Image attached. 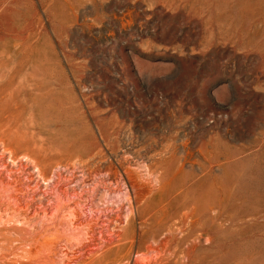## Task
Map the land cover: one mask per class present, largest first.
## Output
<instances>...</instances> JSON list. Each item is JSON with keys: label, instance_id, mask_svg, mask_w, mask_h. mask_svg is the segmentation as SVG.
<instances>
[{"label": "rangeland", "instance_id": "obj_1", "mask_svg": "<svg viewBox=\"0 0 264 264\" xmlns=\"http://www.w3.org/2000/svg\"><path fill=\"white\" fill-rule=\"evenodd\" d=\"M132 206L186 239L105 264H264V0H0V233L61 264L78 232L36 212Z\"/></svg>", "mask_w": 264, "mask_h": 264}, {"label": "bare ground", "instance_id": "obj_2", "mask_svg": "<svg viewBox=\"0 0 264 264\" xmlns=\"http://www.w3.org/2000/svg\"><path fill=\"white\" fill-rule=\"evenodd\" d=\"M252 3V1H251ZM255 4V3H254ZM259 9V8H258ZM261 10V9H259ZM262 14V13H261ZM263 15V14H262ZM41 95V94H40ZM4 143V142H3ZM166 165V164H165ZM168 166V165H167ZM161 167V166H160ZM160 169V168H159ZM163 169V168H162ZM19 170V169H18ZM22 170V169H21ZM163 173V171H162ZM167 173V172H166ZM160 174V173H159ZM168 174V173H167ZM10 178V177H9ZM18 190V189H17ZM32 190V189H31ZM14 193V192H13ZM30 193V192H29ZM165 194V193H164ZM77 196V195H76ZM30 198V197H29ZM69 199V198H68ZM81 199V198H80ZM161 201V200H159ZM166 201V200H165ZM132 201H130L131 203ZM185 202V201H184ZM187 202V201H186ZM30 203V202H29ZM130 203L128 205H130ZM32 204V203H31ZM173 204V203H171ZM186 205V204H185ZM156 206V205H155ZM164 206V205H163ZM167 206V205H166ZM187 206V205H186ZM67 206L65 205V208ZM149 207V206H147ZM169 208V207H168ZM68 209V207H67ZM63 210V209H62ZM131 214L130 216L127 218L126 222H125V227H118L116 224L120 221L121 216L117 215V216H111L110 218L108 217V220L106 221V223L108 224L107 226H99V221L101 220V218H97V216H92L91 219L89 221H83L82 218H80L78 215H76L73 211H68V213H66L65 215H60L58 216L57 213L55 212V214L57 215H51L48 216L46 214V212L43 211L42 216L39 215V213L36 212V214L34 216H37L39 219V221H41L43 224H46V226H52V224L55 225L60 223L61 225H63L66 228H70L75 230L76 232H78V236L76 234H73L75 236H77V241H78V245L79 248L77 249V251H72L71 249L68 248H62L61 247V264H76L77 262H79L82 257H83V252H85L86 254L89 253V259L92 261L93 264H105V260L109 257L111 251L113 249L116 250H121L123 248L128 247L129 250H134L135 248V243H137V249L139 250L140 248H144L146 251V256H150V255H154L156 258L158 257H162V255L165 253H171V248L168 247V249L164 250V248L167 247V245L169 246V242H171L172 240H174L175 238V232L176 231H180V233L182 234V239L180 241H183L186 239V235L187 232L189 230H187V226L185 227L184 221H173V219L170 218V216H166L163 217L162 220L160 221V223H157L158 217L160 215V210H154V212L150 213L149 215H146L144 213L141 214V210L136 211L134 210V207H131ZM65 211V210H64ZM129 211V210H128ZM134 211H136V214L134 213ZM152 211V210H151ZM189 211V210H188ZM66 212V211H65ZM146 212V211H145ZM52 213V212H51ZM148 213V211H147ZM163 213V212H162ZM188 213V212H187ZM60 214V213H59ZM64 214V213H63ZM2 216V215H1ZM36 217V218H37ZM190 217V216H189ZM188 217V218H189ZM15 218V217H12ZM35 218V217H34ZM4 219V218H3ZM176 219V218H174ZM85 220V219H84ZM88 220V219H87ZM136 220H144L140 225L142 228V233L139 235V238L137 240V242L135 241L136 239V235H132V227L133 224L136 222ZM21 222V221H20ZM40 222V223H41ZM192 222V221H191ZM177 223H180V225H184V228L182 229H176L177 228ZM32 224V223H30ZM155 224L159 225L155 226ZM190 224V223H189ZM187 224V225H189ZM192 224V223H191ZM28 226V225H27ZM62 226V227H63ZM115 226V227H114ZM191 226V225H190ZM34 227V226H33ZM25 228V227H24ZM103 228H107L105 230H110L108 231L109 234L107 236L103 235L102 231H99V229H103ZM113 228V229H112ZM178 228H181L178 226ZM12 230V229H11ZM21 230V229H19ZM117 230V232H116ZM15 231V230H13ZM104 231V230H103ZM135 231V230H134ZM105 232V231H104ZM2 233V232H1ZM0 233V264H13L14 262H20L23 263V261L27 262L32 260H39L42 262V260H40V258H42L45 254L47 255V253H45L44 255H42V257L39 255L37 256H30L28 253V250H22L20 247H15L14 243L16 244V242H19L20 245L22 244V242L19 240L18 235H15V233H4L1 234ZM23 233V232H22ZM58 233V232H56ZM165 234L162 238L161 241L157 240L158 239V235L159 234ZM177 233V232H176ZM135 234V233H134ZM28 234H26L27 236ZM31 235V234H29ZM28 235V236H29ZM47 235V234H46ZM23 236V235H22ZM33 237H35L34 235H32ZM38 236V235H37ZM116 237V241L118 240L119 244L115 247L112 248H106V245L108 243H113L115 241V239L113 237ZM26 238V237H25ZM24 238V239H25ZM30 238V237H28ZM32 238V237H31ZM36 238V237H35ZM46 238V237H45ZM48 238V237H47ZM61 238V237H60ZM180 238V237H179ZM21 239V238H20ZM23 239V240H24ZM33 239V238H32ZM37 239V238H36ZM34 239V240H36ZM31 240V239H30ZM40 240V239H39ZM38 239L36 240L37 242L39 241ZM57 240V237H56ZM35 241V242H36ZM32 242V241H31ZM34 242V243H35ZM36 242V243H37ZM58 242V241H57ZM56 242V243H57ZM144 242H150V245L147 247H144L143 243ZM26 242H23V244H25ZM32 243V244H34ZM49 243V242H48ZM27 244V243H26ZM25 244V245H26ZM30 245V242L28 243ZM31 244V245H32ZM54 244V243H53ZM19 245V244H18ZM35 245V244H34ZM39 245V244H38ZM37 245V246H38ZM43 245V244H40ZM45 245V244H44ZM43 245V246H44ZM73 245V244H71ZM101 245V248H99ZM178 243H176V247H178ZM22 246V245H21ZM36 246V245H35ZM34 246V247H35ZM41 246V248H46L45 246L43 247ZM54 246V245H53ZM67 246V244H66ZM99 246V247H98ZM27 247V246H26ZM33 248V246H31ZM70 247V246H69ZM92 247V248H91ZM174 247V248H176ZM28 248V247H27ZM30 248V247H29ZM37 248V247H36ZM54 248V247H53ZM74 248V247H73ZM72 248V249H73ZM77 248V247H76ZM39 250V248H37ZM49 249V248H47ZM51 249V248H50ZM177 249V248H176ZM176 249L174 251H176ZM41 250V249H40ZM52 250V249H51ZM35 251V249H34ZM50 250H48L49 252ZM60 251V250H59ZM138 252V251H137ZM44 253V252H43ZM56 253V252H55ZM174 253V252H173ZM53 254V253H52ZM98 254V255H97ZM77 255H79L77 257ZM82 255V256H80ZM143 255V254H142ZM55 256V255H54ZM143 256L142 258H140L141 262L143 261V263H145V261L148 259V257ZM166 256V255H165ZM47 257V256H46ZM45 257V258H46ZM49 258V257H48ZM47 258V259H48ZM57 258V257H55ZM59 258V257H58ZM128 256L124 255L121 256L120 253L117 254L116 256V261L121 264V262L125 259H127ZM46 260V259H45ZM55 260V259H54ZM53 260V261H54ZM39 261H37L39 263ZM43 261H44V257H43ZM49 262L51 260H48ZM40 262V264H41ZM46 262V261H44ZM48 262V263H49ZM52 262V261H51ZM81 262V261H80ZM33 263V262H32ZM31 263V264H32ZM47 263V262H46ZM45 263V264H46ZM16 264V263H15ZM18 264V263H17ZM24 264V263H23ZM26 264V263H25ZM28 264V263H27ZM52 264V263H50ZM139 264V263H138Z\"/></svg>", "mask_w": 264, "mask_h": 264}]
</instances>
